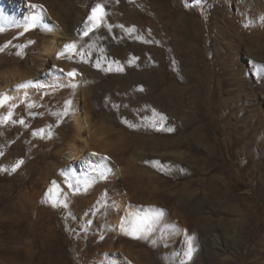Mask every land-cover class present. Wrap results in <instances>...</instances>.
Listing matches in <instances>:
<instances>
[{"label":"rangeland","instance_id":"1","mask_svg":"<svg viewBox=\"0 0 264 264\" xmlns=\"http://www.w3.org/2000/svg\"><path fill=\"white\" fill-rule=\"evenodd\" d=\"M23 1L43 7L48 1L53 3L52 0ZM91 1L104 6L111 31L102 26L83 36L93 7L79 0H56L58 10H54L56 17H53L71 18L72 27L75 22L80 24L79 38L73 37L70 43L78 42L77 51L84 48L85 53L91 52L90 56H85L87 62L77 54H72L71 58L67 53L57 57L69 42L65 35L57 37L59 51L49 55L39 49L36 41L26 52L23 43L22 46L16 42L9 45L11 39L8 40L5 31L10 25L0 20V27L4 29L0 32V94L10 97L0 106V119L12 112L8 137L23 124L33 126L34 131L44 133L43 136L48 130L52 134L57 130L52 121L59 117H63L72 131L77 102L78 113L86 120L81 130L86 153L109 154L121 169H127L129 162L139 163V167L154 177L156 200H160L164 214H173L178 211L173 208L181 206L187 216L190 212L196 215L195 249L189 259L182 252L167 256L166 248L164 256L142 254L139 263L131 260V264H264V143L257 142V138L264 135V20L260 18L253 25V19L250 21L248 27L254 31L255 44L249 48L248 44H239L231 34L217 36L215 26L209 25L205 18L209 8L203 0H182L184 7L193 8L201 15L202 37L199 42L189 37V14L183 12L165 29L171 47L164 50L165 45L159 38L161 20L156 13L155 22L152 19L151 0H137L130 10L123 0ZM13 3V0H0V7L3 4L2 8L9 12ZM220 8L239 17L236 0L222 2ZM259 9L264 17V0ZM133 26L135 31H125ZM44 33L52 35L49 31ZM154 36L157 43H153ZM12 39L23 41L22 36ZM234 42L239 45L234 46ZM255 49L262 54L256 55ZM134 57L137 59L129 64ZM97 61L101 68L94 66ZM118 66H123L124 70L116 71ZM108 67L113 70H102ZM73 68L78 75L67 77L66 73ZM205 71L211 73L209 82L204 81ZM216 73L218 76L213 81ZM27 81L32 82L30 86L17 87ZM73 83L75 88L68 86ZM213 84L226 99L231 117L227 111L218 116L217 108L207 97L205 87ZM243 92H248L252 100V105L246 109L240 102ZM69 100L72 102L70 110L64 114ZM194 110L197 121L193 126L190 121L187 126L181 125L182 120L174 117L177 113L180 119H189L195 114ZM199 112L210 118L200 120ZM256 115L263 118L261 123L250 126ZM21 120L23 123L19 122ZM231 125L237 129L232 131ZM169 128L172 131H168ZM2 142L12 154L10 157L7 154L8 160L0 164V208L18 205L19 192L24 187L19 184L21 171L16 167L20 152L10 138L1 139ZM46 142L39 138L31 140L27 156L42 152L47 147ZM51 161L48 159L45 165ZM62 161L66 164L58 168L59 173L66 174L68 170L70 174V169L73 173L82 172V160ZM26 162L23 167L28 165V160ZM56 167L58 165L48 172L54 173ZM83 171L88 172V169ZM172 173L179 176L171 177ZM34 176L38 177L39 173ZM129 180H126L128 189L134 193L133 182ZM49 183H53L52 178ZM180 188L184 189L180 191ZM172 190L174 192L170 193ZM29 191L33 193L35 189ZM187 192L190 196L185 194ZM74 219L67 216L62 220V232L68 234L66 237L73 245L51 252L47 246L42 248L36 244L34 262L96 264L84 256L85 246L76 227L79 219ZM22 222L5 221L0 217V264L22 263L21 245L26 224ZM177 224L184 228L180 220ZM162 228L169 237L166 228Z\"/></svg>","mask_w":264,"mask_h":264},{"label":"bare ground","instance_id":"2","mask_svg":"<svg viewBox=\"0 0 264 264\" xmlns=\"http://www.w3.org/2000/svg\"><path fill=\"white\" fill-rule=\"evenodd\" d=\"M13 1L15 3H13L14 5H12L9 12L2 8L3 4L0 7L1 22L7 26L10 25L8 30L5 31L9 37L8 40L11 39L9 45H13V42H16V45L23 43V51H25L33 44V41H36L39 49L49 55L59 51L57 49V41L59 39L57 37L59 35H65L66 40L69 41L68 43L73 37L75 39L79 38L80 24L78 22H75V27H72L71 18L54 19L56 17L54 10H58V6L55 4L56 0H52L53 3L48 1L49 5H47V2L44 7L35 8L31 7L34 4L23 0ZM79 1L90 7L96 6L92 4L91 0ZM124 1L128 6V10L133 9L137 3V0ZM151 1L153 2L151 7V12L154 13L153 21L155 22V13L158 14L161 20L162 32L159 38L163 41L162 44L165 45L164 50L167 47H171L168 43L169 35L165 29L180 18L183 12L189 14L190 23L187 29L189 37L191 39L196 38L198 42L200 41L203 33L201 27L204 22L200 20L201 15L198 16V12L195 9L184 7L181 4L182 0ZM225 1L227 0H203V4H208L209 8L206 11L208 14L205 12V18L210 22L208 24L215 26L217 36L231 34L235 36V40L239 44H248L246 46L252 48L255 44L253 42L254 31L252 27L249 28L248 26L249 23L251 24L250 21L252 19L253 25L261 18L262 11H260L259 6L262 4V0H236V9L239 17L228 11L223 12V8H220V6ZM254 7L257 9H254ZM251 15L254 17L251 18ZM32 16L39 17L36 27L24 31L25 27L31 22ZM237 21L239 24H237ZM38 28L41 31H37ZM46 31H49L52 35L47 36L44 33ZM170 31H173V27L170 28ZM21 36L23 40L21 42L12 39V37L19 38ZM29 41H32V43H29ZM237 42H234V46L239 45ZM153 43H157L156 36L153 37ZM255 53L256 55L262 54L258 49H255ZM217 76L218 73H216L213 81H215ZM203 77L205 82L211 81V73L205 71L203 72ZM226 85L227 82L225 81L224 86L226 87ZM182 89H178V93H181ZM205 92L214 105L213 107L217 108L218 116L227 111L231 117V114H229L230 107L226 104V99L221 97L220 91L215 84L212 86L207 85ZM222 94L225 93L222 92ZM240 102L244 109L252 105L248 92L242 93ZM75 106L72 131L66 126L63 117H59L52 121V126L57 127V130H53L52 134L48 130L44 136V133L34 131L33 126L23 124L13 136L8 137L7 130L11 126L10 119L6 122L3 121V118L7 117L8 114L0 119V164L8 160L7 154L9 157L12 154L8 152L10 151L9 147L5 146L3 142L1 143V139L10 138L20 152L19 160L23 161V163L19 164L21 171L19 184L22 187L24 185V187L23 190L20 189L18 205L12 204L11 206L0 208V217H4L5 221L20 220L26 223H24L25 238L22 239L23 245H21L23 259L21 264H40L34 262L33 259L36 244L42 248L47 246L51 252L57 248H68L73 245V241L66 237L68 234L63 233L62 223L64 221L62 220L67 216L79 219L76 227H79L80 231L78 234L82 236V244L85 246L84 256L88 257L89 262L100 264L108 261L109 264H131L130 261L133 260L139 263V255L150 256L160 253L164 256L163 249L165 250L166 248H168L166 250L167 256L180 255L182 252L184 257L189 259L190 257L186 255L188 239L191 237L193 251L195 249L193 245L194 227L197 225L194 219L196 215L193 212H190V214L187 212V216L184 212V207H174L173 209L178 211L173 212V214H164L160 221L152 226L153 231L148 233L146 238L135 239L123 233L121 230L122 222L131 220L137 213L143 215L150 209H161L160 200H156V184H154L155 186L153 185L154 177L145 168L139 167V163L129 162L127 169H121L116 160L109 154L104 155L103 152L97 153L98 155H93L95 152L86 153L83 148L86 141L81 135V130L84 127L83 125H86V120L79 115L77 102H75ZM193 114H191L193 115L192 117L185 120L180 119L181 117L177 113L174 114V117L182 120L181 125L186 124L187 126V122L190 121V126H193L197 121V112L194 110ZM199 117L200 120L204 121L210 118L209 115L205 116L201 112H199ZM262 119V117L256 115L252 119L250 126H259ZM230 129L235 131L237 128L231 125ZM263 137L264 135L257 138L259 145H263ZM38 138L47 141L45 143L47 147L42 152L32 153L28 157L27 147L31 140ZM122 148L123 144L120 145L119 150L121 151ZM101 157H108V159L101 160ZM48 159H52V161L49 165H45ZM63 159L82 160V172L73 173V170L70 169V174L66 170V174L61 175L58 172V168L66 164L65 161H62ZM27 160L29 162L28 165L26 164L27 166L23 167L24 162ZM57 165L58 167L55 168L54 173L48 172L53 171L54 166ZM84 169H88V172H84ZM207 169L209 170V167ZM101 170L105 174V179L103 180L99 179ZM36 172L39 173L38 177L34 176ZM177 176H179L177 173L171 174V177ZM50 178L55 182V185L49 183ZM126 180L133 182L134 193L129 191ZM69 183L73 187H69ZM75 187L80 188V190L76 191ZM31 189H35V192L31 193L29 191ZM50 189L51 192H49ZM182 189L184 188L179 190L181 191ZM173 192L172 190L170 193ZM185 194L190 196L188 192ZM61 200L67 204V207L63 205L53 206V201ZM164 217L166 218L165 220H163ZM177 220L183 222L184 228L178 226ZM163 226L166 228L169 237L164 235Z\"/></svg>","mask_w":264,"mask_h":264},{"label":"snow or ice","instance_id":"3","mask_svg":"<svg viewBox=\"0 0 264 264\" xmlns=\"http://www.w3.org/2000/svg\"><path fill=\"white\" fill-rule=\"evenodd\" d=\"M31 7H42L39 5H31ZM106 16H107V12L104 9V6L102 4H97L95 7L92 8L91 10V14L88 16V22H89V26L83 31L82 35L83 36H88L90 32H92L95 29H98L102 26H105L109 29V31H111V25H108L106 23ZM39 17L38 16H32L31 17V22L27 25V27H25L24 31H28L30 28L36 27L37 21H38ZM262 20H264V17H261ZM119 27L124 28L123 25H119ZM4 29L3 27H0V32H2ZM125 31L127 33H131L133 31H135V27L133 26L132 28H128L125 29ZM148 42V41H145ZM29 43H32V41H29ZM90 47V46H89ZM2 50V49H0ZM65 53L69 54V58L72 57V54H77L80 56V59L84 62H87V60L85 59V56L91 55V52H87L85 53L84 48H80L79 51H77V42L73 41L71 43L65 44L64 45V51L61 53L57 54V57L60 58L61 56H63ZM135 59L137 58H132L131 60L128 61L129 64L134 63ZM118 63V62H115ZM97 68H101V64L99 61H97V63L94 65ZM104 71H112L113 69L111 67L108 68H104L102 69ZM116 71H123V66H118L116 69ZM61 73H63V70H59ZM78 75L77 70L75 68H73L71 71L66 73V76L69 78H74ZM31 81H27L23 84L17 85L18 88H25L31 85ZM69 87L75 88L76 85L73 84H69ZM142 90V89H141ZM10 99V97H7L4 94H0V106H3L8 100ZM71 100L66 101V106L64 109V114H67V112L70 110L71 107ZM12 116V112L9 111L8 116L3 118V121L6 122L8 119H10ZM163 119V117H161ZM20 123H23V120L19 121ZM168 131H172V129H168ZM93 155H98L97 153H93ZM108 157H101V160H107ZM23 163V161H20L16 167H19V164ZM158 164V162H156ZM63 171L61 172V175H63ZM99 179L103 180L105 179V174L104 171L101 170L99 172ZM66 182H68L66 180ZM53 184L55 185V182H53ZM69 187H73V185L71 183H69ZM76 191H79V188L77 187L75 189ZM49 192H51V189L49 190ZM47 195V194H46ZM53 206H60L63 205L64 207H67V204L64 201H53ZM164 215L163 210L162 209H150L148 210V212L144 213L143 215H140L139 213L135 214L134 217L129 220V221H124L121 224V230L123 231V233L125 235L131 236L132 238L135 239H143L147 237V234L153 231V225L158 223L161 219V217ZM192 253V240L191 237H189L188 239V250L186 252L187 256H191Z\"/></svg>","mask_w":264,"mask_h":264}]
</instances>
